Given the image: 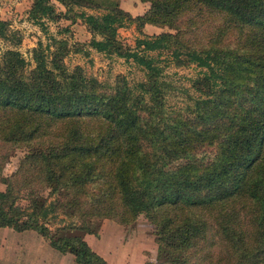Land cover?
Wrapping results in <instances>:
<instances>
[{
	"label": "trees",
	"instance_id": "16d2710c",
	"mask_svg": "<svg viewBox=\"0 0 264 264\" xmlns=\"http://www.w3.org/2000/svg\"><path fill=\"white\" fill-rule=\"evenodd\" d=\"M142 1L131 15L118 0H30L32 23L79 19L87 46L145 77L67 70L62 37L50 53L37 42L29 67L16 49L0 53V165L25 149L1 176L0 226L33 229L77 264H109L84 234L142 213L157 249L144 264H264V0ZM130 22L168 29L129 46L116 28ZM0 38L19 42L1 18ZM161 52L199 67L181 108L166 107Z\"/></svg>",
	"mask_w": 264,
	"mask_h": 264
},
{
	"label": "rangeland",
	"instance_id": "374dc122",
	"mask_svg": "<svg viewBox=\"0 0 264 264\" xmlns=\"http://www.w3.org/2000/svg\"><path fill=\"white\" fill-rule=\"evenodd\" d=\"M29 4L30 0H0V18L7 20L8 27L16 30L19 35V42L15 44H11L8 40L0 38V53L6 48L16 49L26 59L27 66L29 67L33 64L31 49L37 45V42H40L42 47L45 43H48L49 47L47 50L44 49V52L50 53L53 50L51 37H62L66 39L67 45L69 46L68 51L62 57V61L67 70H71L74 66H79L81 72L86 77H94L98 81H106L109 83H112L116 76L123 75L129 85L135 84L145 77L143 70L139 65L134 63L133 59L125 60L120 56L104 54L87 46L86 42L90 34L85 24L79 19L73 21H68L64 18L55 21L44 20L43 29L39 25L32 23L27 18ZM147 5V1L142 0H118V6L128 11L131 15L141 13ZM87 11L96 12L95 10L88 9ZM166 29L168 28L165 26L159 27L144 24L141 27V31H138L135 23L130 22L129 24L118 26L116 28V35L124 44L133 46L135 37L142 36V34H154ZM81 43L84 44V50H88L85 54L83 49L74 50ZM148 53L155 55L156 51H148ZM157 59L158 64L162 68V78L169 81L170 85L165 94L166 107L167 109L181 108L189 100L187 98L188 94H198V90L194 88L192 81L197 74H200L198 71L199 67L193 63L176 66L164 52L157 54ZM24 151V148L17 147L10 152L7 159L0 165V189L4 188L1 176H8L16 169L18 160ZM18 202L25 204L26 201L24 199H18ZM100 221H103L105 224L97 229L98 231L100 228L96 235L98 239L88 244L95 252L97 250L100 251L102 254L97 253L109 264H144L146 261L155 259L157 249L153 239L151 225L142 213H138L132 223L126 225L120 224L121 228L118 227L119 225L115 226L113 223L115 221L109 218H102L97 222L100 223ZM19 235L22 236L23 234L17 233V235L13 236L16 237L14 239L18 240L17 237ZM43 239L38 237L36 244H41V248L44 249L47 245ZM1 241L2 237L0 236ZM19 242L23 244V241L20 240ZM8 245L11 246L13 243L10 242ZM20 249L17 248L14 250V254L11 251L12 249L4 252L0 250V264H23L22 261L25 259L21 260L24 258H21L22 254H25L27 258L25 264H29V258H33L32 255L34 252H31L33 246L26 245L25 251ZM68 253L66 252V254ZM67 262L69 263L68 258L60 256L56 264H66ZM44 263H48L46 258L44 259Z\"/></svg>",
	"mask_w": 264,
	"mask_h": 264
},
{
	"label": "crops",
	"instance_id": "0c3cea01",
	"mask_svg": "<svg viewBox=\"0 0 264 264\" xmlns=\"http://www.w3.org/2000/svg\"><path fill=\"white\" fill-rule=\"evenodd\" d=\"M111 222H113V221H111ZM111 222H107V223H111ZM113 223L115 226L119 225L118 227L121 228L120 224H118L116 222H113ZM103 224H105V223L103 221L102 222L100 221L98 227H101V225H103ZM99 230H100V228H99ZM99 230L96 232V234L95 233H85L83 237H84V239L88 240V241H86V240L85 241L87 243H90V242H92V241L94 242L96 239H98L96 235L98 234ZM17 233L23 234L22 236L19 235V237H17L19 241L20 240L23 241V244H21L18 240L14 239L16 237H13V236L17 235ZM0 236L2 237V241L0 242V250L3 252L6 250L9 251L12 249L11 251L14 254V252H15L14 250H16L17 248H21L22 251H25L26 245H32L33 249L31 250V252H34V253L32 255L33 258L32 259L29 258V264H45L44 263L45 258L48 262L47 264H56V262L58 261L60 256L68 258L69 263L67 262L66 264H77L74 262L71 254H69L68 252H67L68 254H66V252H60V251L52 248L47 243V241L45 239H43V237L33 229L14 230L8 226H0ZM38 237H41L45 241L47 246H45L44 249L41 248L42 247L41 244H39V243L36 244ZM14 241H16V242H14ZM30 241L31 242L34 241V242L31 244ZM10 242L13 243V245L9 246L8 244ZM97 252L99 254H102L98 250H97ZM65 255H68V256H65ZM21 258H23L21 260L25 259L24 261H22V263L25 264V261H27L25 254H22Z\"/></svg>",
	"mask_w": 264,
	"mask_h": 264
}]
</instances>
